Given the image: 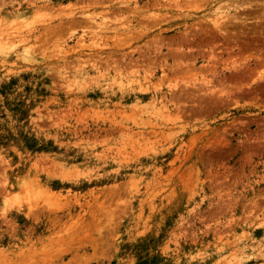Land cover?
Segmentation results:
<instances>
[{
    "label": "rangeland",
    "instance_id": "obj_1",
    "mask_svg": "<svg viewBox=\"0 0 264 264\" xmlns=\"http://www.w3.org/2000/svg\"><path fill=\"white\" fill-rule=\"evenodd\" d=\"M0 264H264V0H0Z\"/></svg>",
    "mask_w": 264,
    "mask_h": 264
}]
</instances>
